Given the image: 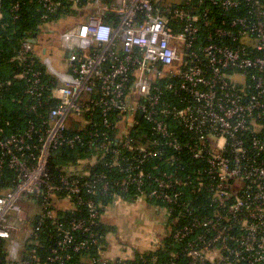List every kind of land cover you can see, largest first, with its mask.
<instances>
[{
    "label": "built area",
    "instance_id": "2783aa9c",
    "mask_svg": "<svg viewBox=\"0 0 264 264\" xmlns=\"http://www.w3.org/2000/svg\"><path fill=\"white\" fill-rule=\"evenodd\" d=\"M29 1L57 27L14 56L34 119L0 117V264H35L44 222L42 264H264V0ZM62 147L84 156L54 170ZM121 193L172 217L149 255L98 229Z\"/></svg>",
    "mask_w": 264,
    "mask_h": 264
},
{
    "label": "trees",
    "instance_id": "16d2710c",
    "mask_svg": "<svg viewBox=\"0 0 264 264\" xmlns=\"http://www.w3.org/2000/svg\"><path fill=\"white\" fill-rule=\"evenodd\" d=\"M3 8L5 10L4 17L0 20V80L3 82V86L0 87V117L5 120L11 121L12 126L22 127L23 122L29 119H32L33 116L30 113H27L25 109H23L24 103H29L30 100H26L24 91V82L22 80L15 79L14 76L19 72L20 66L18 62L14 59L16 54V49L20 45V41L29 37L35 39L39 37L41 32V10L37 8L35 2H31L29 0H21L22 7L20 10V15L18 18L14 19L11 16V13L8 10L9 3L12 0H1ZM44 80L48 85H51L54 82L53 79H50L49 76L45 72H43ZM173 101H175L173 99ZM34 119V118H33ZM139 126L138 128L131 131L132 135L138 134L144 125V120L139 117ZM145 128V126H144ZM54 157L52 159L53 169L54 165L60 164L69 160H73L77 157H83L84 153L82 149L77 148H65L62 147L59 150L54 152ZM109 161V158H108ZM97 170H104L103 164H99L97 166ZM113 192H116L117 189H112ZM135 195V192H132ZM133 194H120L122 199L133 200L135 196ZM98 202V208L101 215L103 210L112 202L113 198L111 196H98L96 197ZM157 206L158 209L163 207L161 202L149 201ZM37 206H40L37 205ZM57 214L63 219L68 220L73 216L85 215V210H59ZM32 218L35 222L39 221L41 218V210H35V214H33ZM167 220L170 222L172 217L167 216ZM101 221V220H100ZM100 226L98 229L103 235L109 233L110 227L100 222ZM41 231H38L37 239L38 245L29 244L28 248H34L36 250L37 255L39 256L38 260L35 264H42V259L46 251L43 249V245L51 244V240L48 239L47 234L50 232V226L48 223L44 222L41 226ZM168 241V236L164 239V242ZM3 243L0 242V249H2ZM91 253H94V249L90 250ZM149 255V252L141 253V255ZM140 253H137L136 256H139ZM73 263H77V257L72 259ZM3 264V263H1Z\"/></svg>",
    "mask_w": 264,
    "mask_h": 264
},
{
    "label": "rangeland",
    "instance_id": "374dc122",
    "mask_svg": "<svg viewBox=\"0 0 264 264\" xmlns=\"http://www.w3.org/2000/svg\"><path fill=\"white\" fill-rule=\"evenodd\" d=\"M52 27L57 26L54 23L42 26L39 38L44 35L42 40L45 42L47 30ZM53 54L59 58L60 52L55 49ZM101 221L110 227V241L115 250L126 256L162 247L170 231L164 212L143 198L113 199L103 210Z\"/></svg>",
    "mask_w": 264,
    "mask_h": 264
},
{
    "label": "water",
    "instance_id": "95a60500",
    "mask_svg": "<svg viewBox=\"0 0 264 264\" xmlns=\"http://www.w3.org/2000/svg\"><path fill=\"white\" fill-rule=\"evenodd\" d=\"M35 40L33 39L32 42H34Z\"/></svg>",
    "mask_w": 264,
    "mask_h": 264
}]
</instances>
